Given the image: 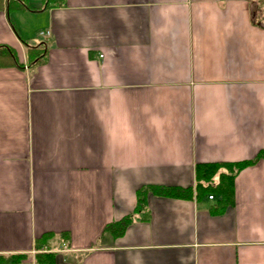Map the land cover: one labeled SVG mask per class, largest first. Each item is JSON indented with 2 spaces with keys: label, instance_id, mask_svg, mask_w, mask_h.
Masks as SVG:
<instances>
[{
  "label": "crops",
  "instance_id": "obj_1",
  "mask_svg": "<svg viewBox=\"0 0 264 264\" xmlns=\"http://www.w3.org/2000/svg\"><path fill=\"white\" fill-rule=\"evenodd\" d=\"M13 2L0 44L24 67L0 68V253L28 258L8 264H264V157L226 206L150 193L122 236L102 233L141 186L194 187L196 164L264 149V0ZM26 11L50 32L38 43Z\"/></svg>",
  "mask_w": 264,
  "mask_h": 264
},
{
  "label": "trees",
  "instance_id": "obj_2",
  "mask_svg": "<svg viewBox=\"0 0 264 264\" xmlns=\"http://www.w3.org/2000/svg\"><path fill=\"white\" fill-rule=\"evenodd\" d=\"M13 0H0V8L10 9ZM22 7H29L24 0H19ZM46 5L49 0H45ZM30 8V7H29ZM44 48L42 43L36 46H28L27 57L30 66L36 65L44 58ZM18 67L23 68V63L19 61L16 51L9 45L0 44V68ZM264 157V149L251 159L227 161V162H205L198 163L195 167L196 184L194 187H180L170 185L146 184L141 186L137 194V204L132 214L126 215L119 220L109 222L105 225L102 233L110 234L112 237L122 236L135 218V213H143L147 206V196L150 193L160 196L175 198H192L194 195L200 197L201 194L210 193L218 195L220 205L226 206L233 199V185L237 174L247 166L255 164ZM53 233H46L37 240L38 246L48 245ZM62 236L68 238V233ZM56 253L50 251H39L36 253L38 263H51L55 260ZM28 258L26 253H0V264L17 263Z\"/></svg>",
  "mask_w": 264,
  "mask_h": 264
},
{
  "label": "rangeland",
  "instance_id": "obj_3",
  "mask_svg": "<svg viewBox=\"0 0 264 264\" xmlns=\"http://www.w3.org/2000/svg\"><path fill=\"white\" fill-rule=\"evenodd\" d=\"M31 0H24V3H26L29 6ZM37 10V9H35ZM10 11H11V18L14 21L15 17H16V7H15V3L12 2V5L10 7ZM18 16V15H17ZM22 22L24 27L27 28V33L30 36L31 35V39H28L27 41L29 43H38L40 41H42L41 38H43V36L41 35V30H39V23L41 22V17L39 15V13H37V11H26L25 13H23V15L21 16ZM17 27L18 24H16ZM24 37V36H23ZM27 39V38H25Z\"/></svg>",
  "mask_w": 264,
  "mask_h": 264
},
{
  "label": "built area",
  "instance_id": "obj_4",
  "mask_svg": "<svg viewBox=\"0 0 264 264\" xmlns=\"http://www.w3.org/2000/svg\"><path fill=\"white\" fill-rule=\"evenodd\" d=\"M101 57H103V55H100ZM210 197H212V196H210Z\"/></svg>",
  "mask_w": 264,
  "mask_h": 264
}]
</instances>
